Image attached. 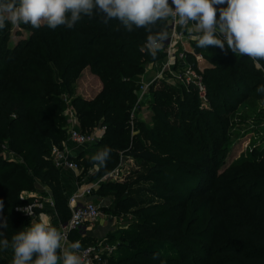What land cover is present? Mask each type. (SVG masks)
Returning a JSON list of instances; mask_svg holds the SVG:
<instances>
[{
  "label": "trees",
  "instance_id": "16d2710c",
  "mask_svg": "<svg viewBox=\"0 0 264 264\" xmlns=\"http://www.w3.org/2000/svg\"><path fill=\"white\" fill-rule=\"evenodd\" d=\"M166 25L167 21H162L156 30ZM23 28L28 37L15 44L8 42L10 23L0 31V223L7 221V228L0 227L3 239L11 241L30 225L32 220L15 209L31 201H22L21 192L34 190L36 181L49 188L58 219L65 222L71 216V193L62 183V169L51 158L52 145L63 148L68 140L66 94L72 97L71 108L78 112L82 132L105 128L93 145L96 154L105 148L111 150L105 167H98L88 157L73 158L80 168L82 164L96 166L90 181L118 168L121 152L148 168L142 181L156 183V176L164 178L156 193L150 192L156 197L151 203L125 196L127 182L102 184L104 192L116 189L115 213L134 209L140 218L121 232L127 243L117 248L110 264H264V149L258 156L237 161L225 174L214 176L212 190L207 189L204 177L186 175L203 171L206 163H212V174L217 170L231 125L223 116L252 95L264 100V94L257 92L264 85V61L255 64L252 58L231 50L203 48L219 64L212 68V73H218L212 87L205 83L210 109L200 108L199 92L191 85L181 103L182 114H176L177 121L171 123L159 114L157 131H149L157 146L152 147L153 143L130 131V110L137 100L134 83L143 71L141 48L148 35L144 28L133 27L129 32L118 21L103 23L96 14L84 17L72 29L58 26L53 30L46 25L34 29L24 24ZM194 42L195 51L201 54L197 40ZM194 61L193 54H188V62L193 65ZM86 70L102 84L96 98L89 101L74 95ZM163 124L181 135L173 132L171 139L162 138ZM196 135L199 139L194 141ZM182 141L196 154L181 151L178 144ZM180 153L187 159L179 157ZM204 196L210 201L196 205ZM209 209L212 224L203 229ZM71 238L74 241L80 236L73 232ZM82 240L89 241L90 236Z\"/></svg>",
  "mask_w": 264,
  "mask_h": 264
},
{
  "label": "rangeland",
  "instance_id": "374dc122",
  "mask_svg": "<svg viewBox=\"0 0 264 264\" xmlns=\"http://www.w3.org/2000/svg\"><path fill=\"white\" fill-rule=\"evenodd\" d=\"M224 7H226V5H224ZM198 35L199 34L196 32L190 33L186 31L187 40L190 39L192 42L197 40ZM27 37L28 33L23 28V24L19 26L11 25V35L8 40L9 43L15 44L21 39H26ZM200 50V62H197V64L195 63L196 61H194L193 64L195 63L196 67L200 69L203 82L212 87V79L218 78V73H212V68L219 64L215 62L216 58L212 59L213 56L210 51L203 50V48ZM146 52L148 51L146 50ZM146 52H142V57L144 60V63H142L143 71L137 76L136 82L134 83V91L137 94V100L133 108L130 110V115L132 118L130 131L133 135L138 133L139 136L142 137L147 143H153L154 146L152 147H155V141L151 139L149 131H157V123L160 121L159 114L163 113V117H168L171 123L172 121H177L176 114H182L181 103L183 102L184 95L186 94L188 87L183 84L185 78H183L184 72H182V68L179 66L178 62H174L172 60V56L170 58V56H167L165 52L159 50L156 58H153L150 54H145ZM242 63L243 62H238L237 64L240 65ZM199 69L197 70L199 71ZM152 72L153 76L151 77L153 81L151 83L140 82L141 76L147 75V78H150ZM82 75L83 76L80 77L76 84L74 95L83 97L88 101L94 100L101 90V83L98 81L95 75L91 74L89 71H84ZM143 85H148V88L144 94L140 92V88ZM214 85H216V83ZM160 97L163 99H160ZM65 98H67L66 101ZM71 99V96H66V94L63 95V101L66 105L65 109H67L66 111H68V108L70 110L73 109L71 108ZM199 101L200 108L202 107L210 109V104L207 100H204L199 96ZM65 116L66 121L69 122V130H71L72 127H76L81 130L78 112L73 111L72 120L74 122L76 121L75 125H73L70 121V115L66 114ZM223 117V119H227L231 125L227 134V143L223 147V155L220 158L221 162L219 161L220 159H218L216 162L220 163L217 170L212 174V163H206L202 164L203 171L194 170V172H187L186 174L192 177H196L197 175L199 177H204V179L207 181V189L210 188V190H212V181L214 182V176L225 174L237 161L249 159L254 154L258 156L259 153L264 149V100L262 98H257L256 96L252 95L243 103V105L236 109L230 110L229 113ZM140 127L142 128L141 130ZM100 128L101 127H96L89 132L86 131L89 135L94 137V142H91L92 144L90 147H93L95 142H97V140L103 136L104 131ZM200 130H202L201 132L204 133L206 131L204 128ZM160 132L161 137L164 139H171L170 134L173 132L177 133V135H181L178 130L172 127L167 128L164 126V124L162 125ZM194 139V141H197L199 136L196 135ZM161 147L166 146H163L162 144ZM178 147L183 152L192 153L193 155L196 154V151L184 141L180 142ZM120 154L122 168L121 170H118L116 178L106 177L102 179L103 177H100L91 180L98 186V189L94 193V195H97V197L92 200L100 208L102 214L101 222L104 220L110 222L109 229H111V231H109L102 238L96 236V238H90L89 241L81 240L82 246L93 247V250H96V255L104 257L107 261L106 264H110L111 259L116 257L117 248L120 247L121 244L127 243L121 232L128 229L134 221H138L140 218L135 216L134 209L127 212L115 213L113 208L114 201L116 199V189L114 187L106 188L104 192L101 190L102 184L110 185L109 183H112L113 181L117 182L118 184L127 182L124 192L125 196H133L139 200H145L146 203H151L152 201H155L156 197L154 196V193H156L155 191L158 190V184L164 182V178L162 176H156V183L149 180L142 181L141 178L146 176L148 168L140 165L138 161L128 157V155L123 154V152ZM5 156L7 158L13 159L14 161H19V163H22L23 161L22 157H17L14 154H5ZM178 156H182V153H180ZM182 157L183 159H187L184 155ZM95 167V165L87 167L85 164H82L80 170L78 171V176L82 180L89 182L91 174L95 171ZM178 180L181 182L183 181L181 178ZM35 183L34 190H24L21 192L22 201L32 200L31 196L33 193L43 191L42 184H40L38 181ZM220 187L222 188V186ZM151 191L154 193H150ZM100 195L105 197L103 198ZM207 196L201 197L198 202H196V205L200 204L206 199L207 201H210V198ZM199 208L202 209V206ZM227 217H230V214H228ZM203 221V229L209 227L212 224V210H208ZM2 239L3 238L0 236V240ZM12 258L13 251L11 248L8 250H3L0 248V264H11ZM29 264H31V262H29ZM58 264H62V262H58Z\"/></svg>",
  "mask_w": 264,
  "mask_h": 264
},
{
  "label": "clouds",
  "instance_id": "9594fccd",
  "mask_svg": "<svg viewBox=\"0 0 264 264\" xmlns=\"http://www.w3.org/2000/svg\"><path fill=\"white\" fill-rule=\"evenodd\" d=\"M94 14L100 15L105 24L118 21L129 32L133 27L144 28L148 35L141 51L147 50L153 58L169 40L167 27L156 30L157 25L171 17L188 32L199 34L198 48L214 46L252 58L255 64L264 61V0H171V4L169 0H0V31L9 23L34 29L42 25L53 30L58 26L72 29L84 17ZM257 92L264 94V85ZM110 152L105 148L91 158L92 162L105 167ZM0 227L7 228V221ZM66 239L49 219L41 218L32 220L11 241L0 240V248H11V264H82L81 243L72 242L66 248L62 243Z\"/></svg>",
  "mask_w": 264,
  "mask_h": 264
},
{
  "label": "built area",
  "instance_id": "2783aa9c",
  "mask_svg": "<svg viewBox=\"0 0 264 264\" xmlns=\"http://www.w3.org/2000/svg\"><path fill=\"white\" fill-rule=\"evenodd\" d=\"M169 3L171 4V0H169ZM217 15H219V13H217ZM166 27L167 31L169 32V40L165 41L164 47L161 49V51L165 52L167 56L169 55L170 58L172 56V60L179 63V66L182 68V72H184L183 78L185 79L183 84L188 88L193 85L194 88H197L199 96L204 100H207L206 85L201 77L200 69L198 67L194 68L195 63L200 62L201 58L194 50H187L184 47L187 40V30L179 25V23L173 20L171 17L167 19ZM189 27H191V24H189ZM179 46H182V50L178 52L176 57L175 55H172V53L174 50L178 49ZM188 54H193L196 61L193 64L194 66L188 62ZM197 69H199V71ZM147 88L148 85L141 86L140 92L144 94ZM66 99L67 98H65V101ZM67 114L70 115L69 119L72 124L75 125L76 121L74 122L72 120L73 111L68 109ZM100 129L103 131L105 130L104 127H101ZM93 140V136L82 132L76 127H72L68 134L67 143L63 148L55 145H52L51 147V158L55 166L60 169H71L75 172H78L80 170V165L73 159L70 150L67 148V144L71 143L75 146H83L93 142ZM116 175L117 171L114 170L110 174L104 176L102 179L106 177L116 178ZM94 190L95 185L87 186L71 193L68 198V208L71 216L69 220L65 222L60 220L58 222V229L67 237L66 241L62 242L66 248L72 242L79 241L81 243L83 238H87L89 236L90 229L102 216L99 206L90 199L94 194ZM48 203L54 209L55 215L58 218V214L55 209V203L51 197H34L31 201L18 205L15 210L16 212L21 213L23 216L31 220H39L41 219L40 213L44 210L45 205ZM27 211L31 212L32 216H30ZM73 232H77L80 238L72 241L71 235ZM93 249L94 248L90 246L81 247L79 255L82 257V264H106V259L100 255H96V250Z\"/></svg>",
  "mask_w": 264,
  "mask_h": 264
},
{
  "label": "crops",
  "instance_id": "0c3cea01",
  "mask_svg": "<svg viewBox=\"0 0 264 264\" xmlns=\"http://www.w3.org/2000/svg\"><path fill=\"white\" fill-rule=\"evenodd\" d=\"M187 44H189V45H187ZM193 44H194V42H192L189 39V40H186L184 47L187 50H194L195 51ZM181 50H182V46H179L178 49L173 51L172 55H175L177 57L178 52H180ZM87 71L88 70H86L85 72H87ZM151 76H153V72L151 73L150 78H147V75L141 76L140 82L151 83L153 81ZM96 78L98 79V81H100L98 77H96ZM100 83H101V81H100ZM101 87H102V84H101ZM67 148L70 150L73 158L78 157V156L92 158L96 154V148L94 146L90 147V144L83 145V146H75L71 143H68ZM93 149H95V150H93ZM121 168L122 167H121V163H120V166L118 168H116L115 170L118 172V170H121ZM61 174H62V183L70 191V193L76 192L77 190H80L82 188H85V187L91 186V185H95L94 193L98 189V186H96V183H94L93 181L87 182V181L82 180L78 176V172H75L71 169H62ZM42 186H43L42 187L43 191L33 193L31 196L32 199L34 197H37V196H44V198H47V197L52 198L49 188L43 184H42ZM96 197H97V195L93 194V196L90 199L92 200ZM40 218H47L50 220V223L53 226H55L57 228L59 227V225H58L59 219L55 215V211L51 207V205H49V203L45 205L44 210L40 213ZM101 219H102V217H100V219L90 229V232H89L90 238H96V236H98L99 238H102L109 231H111V229H109L110 222L106 221V220L101 222Z\"/></svg>",
  "mask_w": 264,
  "mask_h": 264
}]
</instances>
